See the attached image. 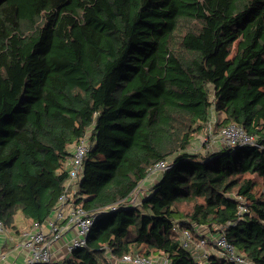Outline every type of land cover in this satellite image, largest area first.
<instances>
[{
	"label": "trees",
	"instance_id": "trees-1",
	"mask_svg": "<svg viewBox=\"0 0 264 264\" xmlns=\"http://www.w3.org/2000/svg\"><path fill=\"white\" fill-rule=\"evenodd\" d=\"M213 108L215 133L237 123L260 145L200 152ZM85 136L75 203L118 209L101 214L62 264L126 254L199 264L179 231L199 239L205 226L264 264V0H0L7 229L18 213L46 220L65 189L70 147ZM161 160L170 167L129 204ZM208 248V264H237Z\"/></svg>",
	"mask_w": 264,
	"mask_h": 264
},
{
	"label": "built area",
	"instance_id": "built-area-1",
	"mask_svg": "<svg viewBox=\"0 0 264 264\" xmlns=\"http://www.w3.org/2000/svg\"><path fill=\"white\" fill-rule=\"evenodd\" d=\"M215 121L216 116L213 108L206 131L203 135L199 136V147H201L208 138L218 141L221 147L233 148L244 144L260 145L256 136L250 135L243 126L237 123L224 126L215 133L213 130ZM90 147L91 144L88 136L81 138L78 143L73 145L72 157L67 165L69 176L65 182L64 192L61 194L56 206L46 220L34 222L23 232L21 246L27 251L24 264L54 263L52 243L60 240L70 227L75 228L76 234L66 243L67 251L73 252L75 249L86 246L88 238L100 215L118 209V205L114 204L98 212H88L75 203L79 184L83 177L84 159ZM170 165V160H161L155 165L150 175H158L160 172L168 169ZM238 199L241 202L239 206L240 212H243L246 210L244 200L241 196H239ZM128 203L137 205L140 204L141 201L138 200L134 194L128 200ZM199 232L201 237L197 239L193 237L189 230L179 231V236L183 245L190 246L193 249V254L197 258L199 264H208L210 251L208 248L209 242H212L214 252L217 255L230 259L237 264H253L235 244L228 240L224 230H221L215 235L205 226V228L199 229ZM0 234H7V228L3 225L1 220ZM1 258L4 259L5 255L2 254ZM117 260L128 264H172L171 260L165 257H149L131 254H126Z\"/></svg>",
	"mask_w": 264,
	"mask_h": 264
},
{
	"label": "crops",
	"instance_id": "crops-1",
	"mask_svg": "<svg viewBox=\"0 0 264 264\" xmlns=\"http://www.w3.org/2000/svg\"><path fill=\"white\" fill-rule=\"evenodd\" d=\"M73 145L70 147L72 150ZM159 179V175L152 174L142 181L135 196L138 200H142L151 192L153 184ZM18 216V215H17ZM17 216L15 220L16 228L7 229V234H0V264H24L27 251L21 246L23 232L27 230L33 223L23 217L18 223ZM76 234L74 227H70L64 236L52 243L53 258L55 262L60 260V257L67 251L66 243L71 240ZM4 254L5 258H1ZM112 258V257H111ZM116 259V264H128ZM114 261V260H113ZM112 264H115L112 262Z\"/></svg>",
	"mask_w": 264,
	"mask_h": 264
},
{
	"label": "rangeland",
	"instance_id": "rangeland-1",
	"mask_svg": "<svg viewBox=\"0 0 264 264\" xmlns=\"http://www.w3.org/2000/svg\"><path fill=\"white\" fill-rule=\"evenodd\" d=\"M205 140V138H204ZM198 145H200V141H198ZM220 143L218 141H214V139L212 138H208L206 141H204V143L201 145L200 147V152L202 153H206L207 151L212 152V151H216L220 148ZM17 221L18 223L21 221V219L24 217L22 213H18L17 214ZM72 252H68L65 251V253L60 257V260L58 261V263L62 264L64 262L65 259L70 258ZM114 260V259H113ZM112 262H114L116 264V260H114Z\"/></svg>",
	"mask_w": 264,
	"mask_h": 264
}]
</instances>
